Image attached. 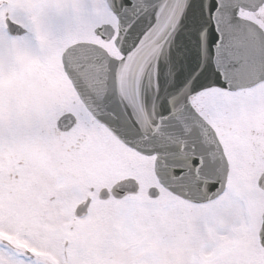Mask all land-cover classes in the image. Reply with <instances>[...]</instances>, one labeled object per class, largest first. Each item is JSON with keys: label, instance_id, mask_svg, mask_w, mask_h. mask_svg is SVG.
I'll return each mask as SVG.
<instances>
[{"label": "snow or ice", "instance_id": "obj_1", "mask_svg": "<svg viewBox=\"0 0 264 264\" xmlns=\"http://www.w3.org/2000/svg\"><path fill=\"white\" fill-rule=\"evenodd\" d=\"M0 264H264V0H0Z\"/></svg>", "mask_w": 264, "mask_h": 264}]
</instances>
